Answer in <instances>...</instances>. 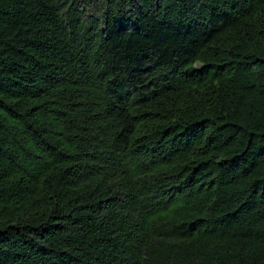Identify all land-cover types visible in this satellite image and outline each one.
I'll use <instances>...</instances> for the list:
<instances>
[{
  "label": "trees",
  "instance_id": "trees-1",
  "mask_svg": "<svg viewBox=\"0 0 264 264\" xmlns=\"http://www.w3.org/2000/svg\"><path fill=\"white\" fill-rule=\"evenodd\" d=\"M0 264H264V0H0Z\"/></svg>",
  "mask_w": 264,
  "mask_h": 264
}]
</instances>
